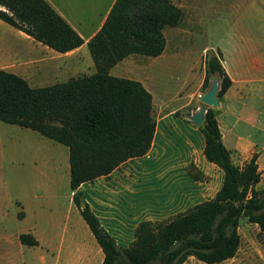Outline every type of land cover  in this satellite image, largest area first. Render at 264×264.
I'll use <instances>...</instances> for the list:
<instances>
[{
  "label": "trees",
  "instance_id": "1",
  "mask_svg": "<svg viewBox=\"0 0 264 264\" xmlns=\"http://www.w3.org/2000/svg\"><path fill=\"white\" fill-rule=\"evenodd\" d=\"M181 17L180 7L171 0H114L101 27L87 41L95 66L92 74L31 87L22 76L0 69V121L67 146L72 200L103 252L101 264H111L118 250L77 188L108 175L129 158L143 156L155 130L151 93L140 81L113 76L109 70L129 54H161L163 29L176 26ZM0 19L59 53L84 42L47 0H0ZM204 63L201 88L206 90L216 76L220 98L232 83L221 53H207ZM198 128L205 158L223 172L220 188L168 221L139 222L126 250L128 264H151L157 258V264H181L191 255L208 264L231 258L239 246L241 217L264 234V188L255 187L261 178L258 153L235 165L211 107ZM19 241L38 244L30 233H21Z\"/></svg>",
  "mask_w": 264,
  "mask_h": 264
},
{
  "label": "crops",
  "instance_id": "2",
  "mask_svg": "<svg viewBox=\"0 0 264 264\" xmlns=\"http://www.w3.org/2000/svg\"><path fill=\"white\" fill-rule=\"evenodd\" d=\"M171 1L175 4L176 0ZM113 2L114 0L110 1L98 24L90 30H85V25L82 23H77L78 26H75L62 11L52 6L84 41L79 47L65 53L52 50L1 19L0 29L12 32L13 36L17 34L27 40L29 52H26L25 57L19 60L24 61L25 64L40 62L38 64L40 69L48 67L52 72H57L53 75V81L63 82L73 76L89 75L95 72L94 64V71H92L90 70L92 65L86 63L87 41L101 27ZM232 4L233 6H244L249 12L257 10L264 16V0H233ZM13 28L18 30V33ZM240 30L229 33L231 43L218 45L216 49L208 48L198 54L195 63L197 73L193 82L190 81L189 84L187 83L172 95L174 99L183 95V102L176 106L168 107L165 99L159 94L158 88L150 81L149 69L153 65L160 66L165 62L168 63L171 58L169 54L173 48H169L167 45L164 33L165 45L158 56L129 54L110 68L111 75L140 81L151 93L152 116L155 120L151 145L143 156L129 158L108 175L83 182L77 188V191L86 195L85 202L102 226L110 233L113 230H110L108 225L105 226L101 219L102 212H105L106 209L111 214L110 220L119 223L123 228H128L132 235L139 223L140 213H144V203L154 204L164 196L161 188L168 189L170 185L174 188L173 200L167 205L169 207L178 204L185 205L188 199L195 197V192H192L191 187H196L200 181L192 179L185 171L186 164L192 159L200 172L208 177L210 185L207 184L206 190H213V196L220 188L223 172L217 165L205 158L203 154L204 137L198 126L191 121L195 125L192 127L190 123L174 115H177L179 108L191 101L197 102L199 95L203 93L201 85L205 74L204 62L207 53L215 50L221 53V64L232 81L230 87L219 98L220 104L216 107L215 115L223 144L230 151L232 162L241 166L253 152H258V159L261 156V151L264 155V125L261 130L256 128V115L252 112L254 109L253 99L264 97L263 94L261 95L264 91V23L257 26L254 22H248ZM34 48L40 50L41 57L37 60L33 57L32 49ZM19 54L20 50H17L14 42L13 44L6 43L0 35V69L7 70L14 64ZM6 56L12 62L5 64L9 62L6 61ZM19 75L26 81L29 78L26 74ZM61 76L67 78L59 81L58 78ZM200 104L196 106L197 109ZM186 119H188L187 116ZM241 125H244L245 129H242ZM256 131H262V137L258 138ZM256 148H259L258 151H255ZM66 158L68 160V148L66 149ZM258 159L256 160L257 164ZM137 163L140 164L137 166L138 169L134 166ZM66 181L69 187V174ZM84 188L88 189V195ZM40 189L43 193L36 195L33 199V204L39 206V209L34 214L32 226L25 231L16 232L15 239L21 244L19 235L30 233L38 242L35 246L41 249L38 255L40 264H96L98 255L103 260L101 248L73 203V191L69 188L68 206L59 213L53 209V206L49 210L42 204L47 196L51 198V184L43 181ZM11 202L19 203L17 204L19 210H17L15 218L26 219L29 214L27 207L29 203L25 202V197L23 200L16 198L13 201L11 199ZM19 212H21V216H17ZM4 216L5 213H2L3 218ZM3 218L0 221V237L2 235L1 226L5 222ZM64 245H67L66 249L68 250L62 253ZM2 258L0 257L2 263L9 260L8 257Z\"/></svg>",
  "mask_w": 264,
  "mask_h": 264
},
{
  "label": "rangeland",
  "instance_id": "3",
  "mask_svg": "<svg viewBox=\"0 0 264 264\" xmlns=\"http://www.w3.org/2000/svg\"><path fill=\"white\" fill-rule=\"evenodd\" d=\"M47 1L51 6L62 11L75 26H78L77 23H82L85 25V30H90L98 24L111 0ZM174 2L182 11L181 20L176 26H166L163 29L167 45L169 48H173L169 54L171 58L168 63L165 62L160 66L153 65L149 69L150 81L158 88L159 94L165 99L168 107L183 102V95L175 99L172 95L187 83L189 84L190 81L193 82L197 73L195 63L200 52L208 48L216 49L218 45L231 43L229 33H234L238 29L241 31L240 29L248 22H254L257 26L264 23V16L257 10L249 12L244 6H233V0H176ZM3 25L7 26L6 24ZM14 30L18 33V30ZM0 35L4 42L12 44L14 42L17 50H20L16 61L7 71L17 72L18 75L26 74L29 77L27 82L31 87H43L55 82L53 75L57 72H52L48 67L40 69V65H38L40 62L25 64L24 61L19 60L25 57L26 52H29V44L26 39L17 34L13 36L12 32L2 28ZM86 51V63L92 65L90 70L94 71L92 59L88 50ZM32 52H34V59L37 60L41 57L38 48L32 49ZM6 61L9 62L5 64L12 62L8 56H6ZM166 65L168 66L166 67ZM66 78L61 76L58 80H65ZM262 94L264 96V91ZM199 103V99L197 102L191 101L179 108L177 115H174L195 127L191 121L186 119V116L196 111V106ZM252 106L254 107L252 112L256 115V128L261 130L264 125V97L253 99ZM211 108L216 115L217 108ZM241 128L245 129V126L241 125ZM256 133L258 138L263 135L262 131H256ZM66 149V146L42 136L35 130L0 122V221L3 218L2 213H5L3 218L5 222L1 226L0 257L9 258L3 263L0 261V264H40L38 255L41 249L36 246L21 245L14 235L16 232L25 231L32 226L34 214L39 209V206L33 204V199L36 195L43 193L40 189L43 181L51 184V198L48 196L47 199L43 198L44 207L50 210L53 206V209L60 213L63 208L68 206L69 187L66 178H68L69 169ZM258 149L256 148L255 151ZM260 154L261 156L257 159L261 178L255 186L258 190L264 188V155L262 151ZM138 165L140 164L137 163L134 166L138 169ZM185 171L192 179L200 181L196 187H191L192 192H195V197L188 199L185 205L178 204L169 207L167 205L173 200L174 188L171 185L168 189L161 188L164 196L154 204L144 203L145 210H143L144 213H140L139 222L144 220L168 221L179 211H184L212 196L213 190H206L207 184L210 185L208 177L200 172L193 159L186 164ZM84 190L88 195V189L84 188ZM24 197L25 202L29 203L27 205L29 214L26 219L21 220L15 218V214L19 210L17 207L19 203L11 202V199L13 201L16 198L23 200ZM27 199L29 201H26ZM85 199L86 195L81 193V200L85 202ZM37 204L40 205V203ZM107 211L108 209L102 212L101 219L105 226L108 225L113 232L110 233L102 226L101 222L100 224L112 237L118 250V255L111 264H128L126 250L134 240L135 229L131 235L128 228H123L119 223L110 220L111 214ZM17 214V216H21V212ZM237 231L240 241L235 255L213 264H264V234L259 230L257 224L241 217ZM45 232L48 231L45 230ZM129 240L130 242H128ZM66 248L67 245H64L62 253L68 250ZM158 261L157 258L151 264H157ZM101 262L102 259L98 255L96 264H101ZM181 264L208 263L191 255Z\"/></svg>",
  "mask_w": 264,
  "mask_h": 264
},
{
  "label": "water",
  "instance_id": "4",
  "mask_svg": "<svg viewBox=\"0 0 264 264\" xmlns=\"http://www.w3.org/2000/svg\"><path fill=\"white\" fill-rule=\"evenodd\" d=\"M218 80L216 76H213L210 80L209 87L199 95L200 106L196 111H193L187 118L192 121L196 126H199L203 119L208 107H218L219 97L217 96Z\"/></svg>",
  "mask_w": 264,
  "mask_h": 264
}]
</instances>
